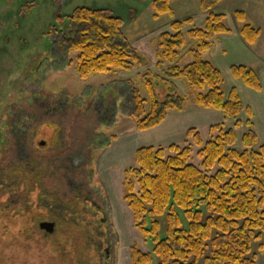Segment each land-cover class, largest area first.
<instances>
[{
	"label": "trees",
	"instance_id": "1",
	"mask_svg": "<svg viewBox=\"0 0 264 264\" xmlns=\"http://www.w3.org/2000/svg\"><path fill=\"white\" fill-rule=\"evenodd\" d=\"M140 1L152 2L155 18L171 13L170 0ZM218 1L202 0L201 9L207 13L205 26L187 32V36L197 42L196 49L187 52L195 60L183 68L178 67L179 51L185 46L184 25L192 21H176L170 24L169 32L158 36L156 67L167 66L168 76L163 78L184 81L195 93L196 107L222 113L226 119L234 121V129L240 123L238 117L244 115L247 131L239 140L242 150L235 148L238 143L235 131L218 124L210 127L206 142L201 141L195 129H190L186 136L192 144L186 141L183 146L142 147L134 152V166L124 172L123 201L131 211L135 228L144 240L151 239L153 249L151 253H144L137 245H132L130 264H152L153 257L157 264H255L256 256L252 255L255 242L259 243L258 250L264 264V145H258L252 111L244 106L236 89L222 92L220 70L200 59L217 36L229 33L223 24V15L211 12ZM235 18L244 22V12H236ZM57 21L59 29H52L49 38L54 58L62 64L58 69L72 66L73 60L69 57L72 53L77 54L76 74L80 80L144 65L143 58L123 36L122 19L113 17L109 11L79 7L66 17V25L60 18ZM239 35L252 45L259 38L260 31L243 25ZM230 74L249 90L260 92V80L251 68L232 66ZM143 81L150 97L148 103L131 81L123 80L117 87L120 92L126 91L123 96L120 94L123 97L122 111L134 121L139 133L160 126L170 112H181L184 105V98L178 95H168L159 101L154 84L146 74ZM107 111V115L112 113V109ZM60 134L54 137L59 138ZM58 138L55 144L60 146L63 143ZM88 140L85 143H91ZM192 146L200 148L197 153L200 166L191 163ZM95 150L89 149L90 161ZM82 159L66 157L59 168L64 194L61 217L66 220H60L55 231L63 236V246L68 249L66 257L78 255L80 264H83L92 250L96 253L97 264H107L110 257L105 254L113 248V236L105 229L106 225L99 224L95 228L91 222L82 219L89 215L81 212L82 207L76 204L86 200L92 192L89 184H85L92 177L82 174ZM56 160L40 162L23 152L11 168L15 171L9 174L6 183L21 194V200H24L27 184L32 186L33 201L56 200L57 190L47 193L45 188V179L53 173L50 169L58 164ZM93 195L104 206V217L108 219L106 199L102 193ZM58 215L55 210L49 213L51 218ZM76 217L80 219L74 220ZM161 217L165 219L163 238L160 237L161 224L158 221Z\"/></svg>",
	"mask_w": 264,
	"mask_h": 264
},
{
	"label": "rangeland",
	"instance_id": "2",
	"mask_svg": "<svg viewBox=\"0 0 264 264\" xmlns=\"http://www.w3.org/2000/svg\"><path fill=\"white\" fill-rule=\"evenodd\" d=\"M201 2L170 0L171 13L155 18L151 1L0 0V168L10 164L14 158L18 160L23 152L40 162L47 160L50 163L53 157L69 159L74 155H82V174L92 177L89 183H85L86 186L89 184L93 194L102 193L109 206L108 233L114 240L113 248L108 249L110 264H130L129 249L134 244L144 253H151L153 249L151 239L144 240L134 226L131 211L123 201L122 183L124 172L134 166V152L145 145L154 147L155 140H159L158 137L164 131L163 123L150 131L137 132L134 121L122 111L123 97L120 94L123 96L126 91L120 92L117 87L123 80L131 81L141 98L148 103L150 97L143 81L146 74L154 84L159 101L168 95L184 98L182 112L172 111L174 115H181L180 118L177 122L169 121V126L174 123L179 126L190 125L195 119L191 111H204L195 106V93L184 81L163 78L168 76V67H156L158 36L169 32L170 24L176 21H192L184 25L185 46L179 51L181 60L178 67L183 68L195 60L187 52L195 50L197 42L190 39L187 32L205 26L207 13L202 11ZM79 7L107 10L113 17L122 19L123 36L143 58L144 65H133L129 71L96 74L87 80H80L76 74L77 54L72 53L69 55L73 60L72 66L58 69L62 64L58 58H54L49 33L54 28L59 29L58 18L66 25V17ZM238 11L245 14L242 23L235 18ZM211 12L223 15V24L231 34L239 32L243 25L259 30L260 36L253 45L243 39L241 42L264 64V0H220ZM216 48V42L212 41L210 49L202 53L200 59L215 66L212 56ZM259 66L257 64L254 69L256 73ZM220 71L223 76L221 90L225 93L234 79L231 77L230 81L229 73ZM259 98L253 97V101L262 103L260 123L264 136V98ZM110 109L112 113L107 115ZM205 121L199 119L198 122L204 124ZM220 125L224 126L223 123ZM245 128L244 123L240 122L236 131L240 133ZM196 131L204 141L205 132L199 128ZM14 134L24 137L16 139ZM56 134H60L57 138L63 143L60 144L62 147L47 149V142ZM57 138L54 137V143ZM87 138L91 143H85ZM189 143L192 144L191 141ZM179 144V140H176V145L183 146ZM90 148H96L91 161ZM235 148L242 150L239 143ZM199 149L192 146L191 163L195 166L201 163L197 157ZM57 163L60 164L59 161ZM56 167L50 169L52 176L45 179L47 193L59 188L63 190L62 177ZM158 221L161 224L160 237L163 238L165 219L161 217ZM38 232L24 221H0V264H61V250L68 253V249L62 246L64 249L55 247L59 252L53 251L51 240L45 244V240L38 237ZM258 245V242L253 243L252 255L256 256L255 264H263ZM88 254L83 264H97L95 251L90 250ZM72 261L73 258H64V264H73ZM152 264H157L154 257Z\"/></svg>",
	"mask_w": 264,
	"mask_h": 264
},
{
	"label": "crops",
	"instance_id": "3",
	"mask_svg": "<svg viewBox=\"0 0 264 264\" xmlns=\"http://www.w3.org/2000/svg\"><path fill=\"white\" fill-rule=\"evenodd\" d=\"M220 42L218 43V41ZM213 41L216 42V49L215 53L213 54V64H215L216 68L219 70H223L224 72L229 73V79L231 81V75H230V68L232 66H237V65H244L246 67L251 68L255 73H256V65L260 64L258 68V78L260 80L261 84V90L260 92H253L246 88L243 84H241L237 80H233V84L227 88V91L230 88L236 89L242 103L244 104L245 107L249 108L252 111L253 117H252V124H253V130L256 134L257 137V142L258 145H264V136L262 135V130H261V123H260V110L262 109V103L259 104L257 101H253V97H261L264 98V64L261 58L257 57L254 52L252 54L250 48L248 46H245L241 41L242 38L239 35L238 31H234L232 34H225V35H220L217 36ZM253 45V44H252ZM223 68V69H222ZM255 69V70H254ZM221 72V71H220ZM226 91V92H227ZM225 92V93H226ZM259 98V99H261ZM204 110V109H203ZM182 112V111H181ZM180 113V112H179ZM192 114H194V118L192 123L189 124H184L183 125H177L174 123L173 125L169 126V121L173 120L175 122L178 121L181 115L173 114L170 112L166 119L164 120V124L167 122V125L164 126V131L161 132L162 136H159V140H155L154 142V147L157 146H167L170 144H175L176 145V140H179V145H184L185 142H190L186 136L188 130L190 129H197L204 131L206 134V138L202 142H206L209 138V130L211 126L218 125V124H224L225 129H233L236 134L237 142L239 143V136L240 134L241 137L245 134L247 129L245 128L242 130L240 133L234 129V121L230 119H226L222 113L218 111H213V110H204V111H191ZM191 118L193 116H190ZM199 119H202L205 121L204 124L199 123ZM208 119H211V121H208ZM245 116L240 115L238 117V120L240 122L245 121ZM227 121V122H226ZM226 122V123H225ZM160 125V126H161ZM159 127V126H158ZM157 128V127H156ZM155 129V128H154ZM144 133V132H143ZM199 134V133H198ZM143 147H150V145H145ZM153 147V145H152Z\"/></svg>",
	"mask_w": 264,
	"mask_h": 264
},
{
	"label": "flooded vegetation",
	"instance_id": "4",
	"mask_svg": "<svg viewBox=\"0 0 264 264\" xmlns=\"http://www.w3.org/2000/svg\"><path fill=\"white\" fill-rule=\"evenodd\" d=\"M28 128L26 127V132ZM16 139L24 137V136H16ZM53 138V139H52ZM49 139L47 142V149L54 150L59 149L62 146H57L54 143V137ZM39 146H42V144H39ZM57 146V147H56ZM71 156L69 159L73 160H81L83 158L82 155L75 157ZM57 159L60 164L57 166V169L59 170V173L62 177V171L60 166H62V161L64 158L60 159V157H53ZM83 160V159H82ZM15 158L13 161L8 164L7 166L0 168V221H13L14 223L17 221H24L28 226L30 225L31 228L37 229L38 237L41 240H45V244H48V241L51 240V244L54 247L53 251H57L55 247H58V249H64L63 243H62V234L56 233L57 227H59V222L65 221V217L63 216V201L61 198L64 197L63 190L57 189L56 192V200H36L33 201L32 197V186L31 184H27L25 186V194H24V200H21L22 196L20 193L15 192V189L10 183L6 184V181L9 180V174L14 172L15 170L11 169L16 164ZM4 176L7 178H4ZM5 179V180H4ZM91 196V197H90ZM49 198V196H47ZM90 197V198H89ZM89 197L86 198L84 201H77V206H81V212L88 214L89 216L82 217L84 220H88L93 225H106L107 228H105L107 231L109 230L107 224L108 219L107 217H104V206L100 204L99 201L94 198L93 193L89 195ZM55 212L60 215L56 217H49L50 212ZM80 212V211H79ZM36 213V216L34 215ZM11 214V217H10ZM20 214V215H19ZM41 216V217H39ZM80 218L76 217L74 220H78ZM97 221V222H94ZM51 224L52 225V231L46 232L40 228L41 224ZM29 238V236L27 237ZM11 252V251H10ZM59 252V250L57 251ZM74 252V251H73ZM28 253V251H26ZM61 264H64V258L66 257V253L64 250H61ZM78 255L72 257L73 264H80V261L78 259ZM109 252L107 253V258H109ZM68 258V257H66ZM60 259V258H59ZM107 264H110V262H107Z\"/></svg>",
	"mask_w": 264,
	"mask_h": 264
},
{
	"label": "water",
	"instance_id": "5",
	"mask_svg": "<svg viewBox=\"0 0 264 264\" xmlns=\"http://www.w3.org/2000/svg\"><path fill=\"white\" fill-rule=\"evenodd\" d=\"M40 228L46 232H51L52 231V225L51 224H41Z\"/></svg>",
	"mask_w": 264,
	"mask_h": 264
}]
</instances>
